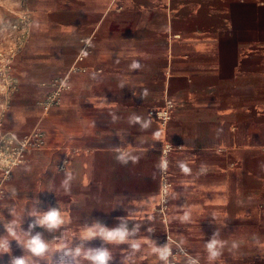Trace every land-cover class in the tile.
I'll use <instances>...</instances> for the list:
<instances>
[{
  "label": "crops",
  "instance_id": "1",
  "mask_svg": "<svg viewBox=\"0 0 264 264\" xmlns=\"http://www.w3.org/2000/svg\"><path fill=\"white\" fill-rule=\"evenodd\" d=\"M24 9L33 23L14 62L20 90L5 127L25 133L41 122L46 131V147L14 169L46 170L43 211L58 206L77 235L86 222L114 227L125 217L139 225L141 247L123 244L113 260L164 264L151 248L167 231L157 208L169 144L168 224L193 264H264V0H24L11 24ZM91 35L88 71L74 74L60 104L44 113L38 102L50 81ZM168 99L165 124L150 111ZM117 148L137 159L121 163ZM18 174L0 212L9 197L18 200ZM214 232L223 247L209 262L205 242ZM11 249L23 255L16 241ZM61 258L29 256V264Z\"/></svg>",
  "mask_w": 264,
  "mask_h": 264
},
{
  "label": "clouds",
  "instance_id": "2",
  "mask_svg": "<svg viewBox=\"0 0 264 264\" xmlns=\"http://www.w3.org/2000/svg\"><path fill=\"white\" fill-rule=\"evenodd\" d=\"M131 67L135 69L140 65L133 62ZM117 152L116 158L121 163L126 164L129 159L133 161L137 159L135 156H131L127 150L117 148ZM184 171L187 172L188 169L184 168ZM39 203L40 201L37 199L32 207H25L19 212L15 207L8 208L7 211L11 219L0 218V224L5 229L4 234H0V255L8 254L9 264H29V256L50 259L57 254L62 258L55 261V264H85V262L87 264H110L113 260L112 252L105 245L127 244L133 251L141 247V242L134 239L139 231V225L130 228L125 217L120 218L119 223L114 227H108L100 220L86 222L81 226L77 235L68 230L67 226L70 221L58 206L40 211L37 208ZM26 216L34 218L28 223L27 229L23 227ZM180 219L182 222L189 221L190 213L186 211ZM45 233L51 234V238H47ZM55 233H60V235H55ZM217 235L218 233L214 232L205 242L209 262L215 261L221 255L223 245L217 239ZM97 238L102 242L101 246H85L87 242ZM12 241H16L23 250V255H12ZM76 241L78 243H75ZM151 251L164 264H168L171 249L167 243L157 245L153 242Z\"/></svg>",
  "mask_w": 264,
  "mask_h": 264
},
{
  "label": "built area",
  "instance_id": "3",
  "mask_svg": "<svg viewBox=\"0 0 264 264\" xmlns=\"http://www.w3.org/2000/svg\"><path fill=\"white\" fill-rule=\"evenodd\" d=\"M32 23L31 11L24 9L18 15L17 20L11 24L8 44L0 53V201L7 197L6 185L13 176L14 169L25 163L31 153L44 149L47 144L46 131L41 122H38L32 130L25 133H16L5 127L7 114L13 104V96L20 90V85L14 74V62L26 44ZM95 39L96 37L93 35L83 37L80 41L79 51L66 73L50 81L51 91L38 102L44 113H48L53 107L60 104L63 93L72 88V76L74 74L88 71L85 62L93 52ZM173 107V101L168 99L164 109L150 111V115L158 117L167 124L171 119ZM171 149L172 146L168 144L163 151L161 203L157 208L167 228L162 243H167L171 249L168 264H193L196 259L174 237L168 224L169 195L172 187L168 155Z\"/></svg>",
  "mask_w": 264,
  "mask_h": 264
},
{
  "label": "rangeland",
  "instance_id": "4",
  "mask_svg": "<svg viewBox=\"0 0 264 264\" xmlns=\"http://www.w3.org/2000/svg\"><path fill=\"white\" fill-rule=\"evenodd\" d=\"M24 0H0V53L6 46V41L9 38L8 34L10 35V24L14 19L15 12L20 9L22 6ZM5 44V45H4ZM4 45V46H3ZM19 174H18V173ZM46 170H43L42 167L35 169L34 172H26V171H15L13 176V182L15 180L16 174H18V177L16 179V191L18 200L17 201H10V197L8 200L3 202V209L0 212V218H6L11 219L7 209L11 207H15L18 209L21 206H27L32 204H35L36 200L38 199L40 203L37 205L39 207L40 211H43L45 208L43 207L45 205V199H44V183L42 182V175L45 173ZM47 193V191L45 192ZM31 222V220H27V217L24 218V224L23 227ZM39 230V229H37ZM5 229L3 228V225L0 224V234H4ZM48 236H51V234L45 233ZM75 243H78L76 241ZM101 241H90L86 243V247H99L101 246ZM109 247V249L112 252V256H116L118 252H121L123 250V245H105ZM33 264H55V261H48L44 263H33ZM87 264V262H85ZM110 264H123L122 261L112 260Z\"/></svg>",
  "mask_w": 264,
  "mask_h": 264
}]
</instances>
